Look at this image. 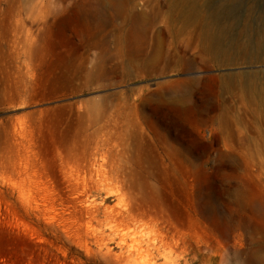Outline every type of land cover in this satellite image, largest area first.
Here are the masks:
<instances>
[{"label":"rangeland","instance_id":"374dc122","mask_svg":"<svg viewBox=\"0 0 264 264\" xmlns=\"http://www.w3.org/2000/svg\"><path fill=\"white\" fill-rule=\"evenodd\" d=\"M237 1L227 64L185 34L166 51L195 65L143 71L104 0H0V264H264V0ZM165 228L181 248L146 252Z\"/></svg>","mask_w":264,"mask_h":264},{"label":"bare ground","instance_id":"6f19581e","mask_svg":"<svg viewBox=\"0 0 264 264\" xmlns=\"http://www.w3.org/2000/svg\"><path fill=\"white\" fill-rule=\"evenodd\" d=\"M134 1L135 0H104V2H102L103 6L106 5V7H109V10L113 11L114 15L116 17L122 19L123 22L129 27V29H128V30H130L129 32L134 34L133 35V41L134 42H132V43H133V47H134L135 57H134V59L129 60L130 67H132V68L134 67L136 70L148 71L149 69L155 68L158 65L162 66L163 63H165L167 60L169 61L171 59V57L172 58L174 57V60H176V61H182V60L188 61L189 63H191V66L195 65L197 63L196 58L195 57H191V58L187 57V51L186 50H183L180 48L179 51L175 52L174 56L166 51L167 36L174 38V37L183 36L185 34L188 35L189 45H191V44L195 45L196 44L195 46L197 47L199 54H203L205 57H207L206 59H207L208 63L215 64L216 66H223L224 63L227 64L229 48H230V46L232 47V45H234L236 43L232 44L231 41L229 39H227L228 37L226 36V33L229 29H232L234 24H235V22L233 20V14L241 8V3L239 1H237V0H161V3H158L155 6V8L148 14L143 13V12H139V13L135 12ZM213 2H216V3H214L213 8H212ZM223 10L225 11L224 16H223V18H220V14H221V12H223ZM252 11H254V10H252ZM258 13L259 12H257V14ZM260 13H262V12H260ZM160 16L163 18V22L165 24V29H159L157 31L156 35H153L152 37H150L151 34H153L154 30H157L156 25L159 22ZM247 18H248V16H247ZM260 19H261V17H260ZM244 25H246V24H244ZM257 26H258V23H257ZM261 34H262V32H261ZM149 39H151L152 42L149 41ZM262 40H264V39H262ZM240 46H241V44H240ZM147 47H148V51H147ZM263 52H264V50H263ZM237 75H238V73H237ZM229 78H230V75H228L227 80H229ZM191 81H194V80H191ZM240 85H241V83H240ZM252 86H254V85H252ZM260 96H261V98H264V89L262 90ZM253 104H255V103H253ZM112 161L113 162H111V165H113L112 163H114V160H112ZM97 162H98V160H97ZM97 162L95 161V159H93V161H92V160H89V158H88V160H86L84 168L87 169V167L89 168V166H90V168L87 171L89 172V174L91 176L95 175V178L96 177L101 178L103 175V178H104V172L105 171L102 168L104 166V164H103V166H101L100 164H97ZM111 165H110V167H111ZM116 165L120 166L117 163L115 164V166ZM107 166H106V168H107ZM110 167H108V168H110ZM113 167H114V165H113ZM110 169H108V171ZM110 174H112V172L110 173V171H109L108 176ZM116 177L117 176H115V178ZM95 178L92 181V183L98 187V185L100 184L101 181H99L98 179L96 180ZM112 178H113V176H112ZM116 179H118V178H116ZM102 181H103V179H102ZM114 181H115V179H114ZM109 186H108V188H109ZM106 187H107V185H106ZM104 188H105V186H104ZM104 190L105 189H103V191ZM128 198H130V196ZM142 200L144 201V199H142ZM128 206L122 212H118V211H115L113 209H110L109 211L105 210L106 212L104 213V217H105L106 221H108L109 224L110 223L113 224L114 226H117L120 224L125 225V224H128L129 222H130V224H131V222L135 223V221L137 222L138 220H141V218H143L145 216V213L139 212L140 208L138 205L136 207L134 205H132L130 207V205L128 204ZM147 209H145V210H147ZM157 213H158V211H157ZM149 216L151 217V220L154 218V217L152 218L151 215H149ZM156 217H155V219H156ZM105 219H104V221H105ZM146 219H147V217H146ZM157 219H159V218H157ZM142 221L144 222L143 219H142ZM152 222H153V220L151 221V223ZM146 223H147V225H149L148 222H146ZM155 223H156V221H155ZM131 225H130V227H131ZM150 225H152V224H150ZM120 226H122V225H120ZM124 228H125V226H124ZM127 228H129V227H127ZM162 230H161V232H162ZM156 231H157V229H156ZM169 231H170V229L167 230V228H165V231L160 234L161 239H160L158 246L157 245L156 246H154V245L149 246V244H148V245H145L144 250L146 252L153 250V251H156L158 253H161V251H164L166 249V247H169L168 246L169 245V239L173 240L176 250H179L181 248L180 234L178 232H175L173 234V236H171V238H170ZM174 246H172V247H174ZM149 253H151V252H149Z\"/></svg>","mask_w":264,"mask_h":264}]
</instances>
